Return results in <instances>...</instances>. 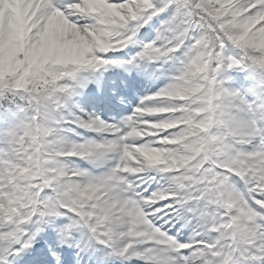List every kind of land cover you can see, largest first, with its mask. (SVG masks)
I'll return each instance as SVG.
<instances>
[{"label": "snow or ice", "instance_id": "snow-or-ice-1", "mask_svg": "<svg viewBox=\"0 0 264 264\" xmlns=\"http://www.w3.org/2000/svg\"><path fill=\"white\" fill-rule=\"evenodd\" d=\"M0 264H264V0H0Z\"/></svg>", "mask_w": 264, "mask_h": 264}, {"label": "rangeland", "instance_id": "rangeland-1", "mask_svg": "<svg viewBox=\"0 0 264 264\" xmlns=\"http://www.w3.org/2000/svg\"><path fill=\"white\" fill-rule=\"evenodd\" d=\"M242 76H245V73Z\"/></svg>", "mask_w": 264, "mask_h": 264}]
</instances>
